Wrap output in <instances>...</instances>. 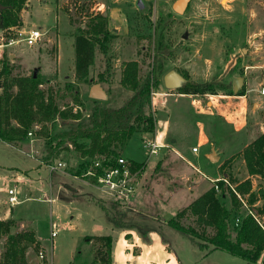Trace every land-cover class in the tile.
<instances>
[{
  "label": "rangeland",
  "instance_id": "374dc122",
  "mask_svg": "<svg viewBox=\"0 0 264 264\" xmlns=\"http://www.w3.org/2000/svg\"><path fill=\"white\" fill-rule=\"evenodd\" d=\"M142 1L144 7L139 9L134 0H28L24 19L30 28L42 29L41 39L33 45L20 42L0 47L13 65L12 73L29 75L36 70L43 89L58 91L61 108L67 102L68 106L75 105L66 90L67 85H72L81 101L82 117L94 104L88 93L93 83H100L107 92L103 104L116 107L126 100L131 92L120 84L123 63L136 59L141 74H146L161 36L166 49L165 68L182 72L193 83L210 82L217 92L182 95L177 89H166L161 77L152 92L172 94L151 93L150 105L170 146L148 157L142 139L152 133L136 132L126 142L120 155L141 163L130 177L134 192L126 201L76 172L82 160L71 145L64 143L55 150L50 163L60 160L64 164L65 172L59 179L67 186L66 197L77 195L76 185L85 182L87 190L93 192V201L103 203L108 215L93 202L48 199L50 175L43 159V135L27 137L23 142V148L33 151L41 164L23 150L7 152L0 148V155L5 156L1 162L8 166L0 168V172L11 174L4 183L0 178L3 196L7 198L8 188L15 185L17 201L27 197L11 207V217L16 222L13 230H33L45 253L46 260L39 261L37 250L29 248L27 264H49L50 260L51 264H98L90 239H85L87 234H110L111 256L116 263L124 254L122 259L129 264H254L225 250L212 249L211 245L199 248L167 220L212 186L210 178L223 176L241 181L248 176L239 156L222 169L220 165L264 130V95L248 97L242 112L239 99L225 96L229 89L233 90L234 77H243L244 89L249 86L253 90L249 96L255 95L258 85L264 83V0H189L180 14L172 9L174 0ZM95 13L107 16L112 37L106 52L95 46L88 80L79 81L74 74V35L86 27L87 15ZM15 29L10 36H16ZM220 84L229 87L219 89ZM158 98L161 102L156 105ZM211 153H216V159L208 156ZM11 163L25 170L11 169ZM250 179L260 197L256 202L259 205L264 196V178ZM80 186V191L85 192V187ZM225 203L229 206L228 197ZM3 205L9 207V202ZM261 221L264 223V215ZM51 224L58 231L52 239ZM3 243L4 239H0V253Z\"/></svg>",
  "mask_w": 264,
  "mask_h": 264
},
{
  "label": "trees",
  "instance_id": "16d2710c",
  "mask_svg": "<svg viewBox=\"0 0 264 264\" xmlns=\"http://www.w3.org/2000/svg\"><path fill=\"white\" fill-rule=\"evenodd\" d=\"M26 1L0 0L4 5L0 10V30L5 38L10 36L13 28L22 25L21 10L26 6ZM87 18L86 27L80 28L74 35V74L79 81L88 80L95 46L106 52L107 42L112 37L107 27V16L95 13L87 15ZM154 47L151 68L146 74H141L140 63L136 59L123 63L120 84L131 92L126 100L113 107L93 99L94 104L86 117H82L79 108L73 110L75 105L81 106V101L72 85H67L66 90L75 105L68 106L67 102L61 108L57 101L58 91L43 89L37 72L35 75L34 72L29 75L13 74V65L3 51L0 56V141L21 146L27 138V132L32 130L33 135H43L46 140L43 159L47 164L53 159L55 150L66 143V146L73 147L82 160L77 173H83L94 159L102 160L103 164L114 165L116 158L121 156L122 147L134 133H152L154 130L155 118L150 105V94L168 71L165 68L166 49L162 36L157 38ZM180 73L186 78V82L176 92L192 95L217 93L212 83H193L188 81L185 74ZM228 87L219 85V89L227 90ZM244 93L243 84L236 92L229 89L226 94ZM64 120L69 122L65 123ZM61 124L65 126H60ZM35 125L38 128H34ZM235 156L243 160L248 176L241 181L226 177L227 182L217 180L218 190L214 185L210 186L176 211L167 220V224L185 234L201 249L211 245L212 249H222L248 262H256L264 250V223L261 221L264 215V196L257 205L260 197L253 188L250 177L264 178V130L241 150L228 157L220 165V169ZM127 160L131 172L141 166L140 162ZM98 171L101 172L100 169ZM226 197L229 198V206L225 203ZM95 203L109 214L103 203L98 200ZM235 217L239 218L237 225H234ZM182 219H191L192 222L185 224ZM15 223L12 217L0 219V239H4L0 264H27L28 249H36L37 252L40 250L33 230H13ZM85 239L91 241L94 261L112 264L110 234L86 235ZM261 264H264V260H261Z\"/></svg>",
  "mask_w": 264,
  "mask_h": 264
},
{
  "label": "built area",
  "instance_id": "2783aa9c",
  "mask_svg": "<svg viewBox=\"0 0 264 264\" xmlns=\"http://www.w3.org/2000/svg\"><path fill=\"white\" fill-rule=\"evenodd\" d=\"M16 36H9L7 38L0 37L1 43L0 46H12L18 44L20 42H24L27 45H33L37 43L42 36V32L39 28H30L27 31H24L20 28L15 29ZM257 91L259 94L264 95V83L258 85ZM155 92H152V94ZM77 108L80 109L77 105L73 107V110ZM34 128H38L37 125ZM27 137L33 138L34 135L32 134V130L27 132ZM142 145L146 150V155L148 157L157 155L162 148L169 147L170 145L166 142L159 141L158 137L155 134L151 136L144 137L142 139ZM193 151L196 150L195 147L192 148ZM100 159H94L91 164L84 170L82 173L84 176H88L90 178H94L96 181V185L100 188L104 189V191L115 195L117 198H120L123 201H126L128 198L132 197L134 192L132 182H130V177L134 175V172H131L128 166V160L123 157L119 156L116 158L114 165H107L103 164ZM49 168H57L62 167L64 164L57 160L48 164ZM100 169L101 172L98 170ZM98 171V172H96ZM77 175H75L76 177ZM222 179L223 181L227 182L225 177H218L216 179H211L214 182V188L218 190L217 180ZM15 186L10 187L7 190L8 195V202L10 205H13L17 202L16 195H15ZM250 211V210H249ZM239 222V218L235 217L234 225H237ZM264 227V226H263ZM57 229L52 224L50 230V237L53 238L57 235ZM37 256L39 261H44L45 253L42 250L37 252ZM46 260V259H45Z\"/></svg>",
  "mask_w": 264,
  "mask_h": 264
},
{
  "label": "crops",
  "instance_id": "0c3cea01",
  "mask_svg": "<svg viewBox=\"0 0 264 264\" xmlns=\"http://www.w3.org/2000/svg\"><path fill=\"white\" fill-rule=\"evenodd\" d=\"M134 1H136V0H134ZM27 2H28V0L26 1V6L24 7V8H27ZM24 8L21 10V19H22V25L20 26V27H16V28H20V29H22V30H24V31H27L28 29H30V27L31 26H28L27 24H26V22H25V19H24V15H23V12H24ZM34 28H39L40 30H41V32H43L42 31V29L40 28V27H34ZM14 29V28H13ZM2 35V31L0 30V36ZM12 46H14V45H12ZM0 47H6V48H8L7 46H0ZM2 52H3V49L0 51V56L2 55ZM256 80L258 81L259 80V77H256ZM246 85H248V81H246ZM258 88V87H257ZM251 91H253L251 88H249V86H247V89H245V93L243 94V95H236V94H229V95H226L225 97L226 98H237V99H239L240 100V103H238V104H240V108H241V112H242V109H243V106L246 104V101H247V98L248 97H256V96H261V94H258V91H257V89H256V91H255V95H251V96H249V93L251 92ZM155 94H158L159 96L160 95H167V94H172V93H170V92H155ZM179 94H182V95H192V94H183V93H179ZM193 96H195V95H193ZM161 102V100L158 98L157 100H156V105H157V103H160ZM153 109L154 108H156V106L154 105L153 107H152ZM155 115V114H154ZM152 134H155L157 137H158V139H159V141H161V142H166V140L168 139V137H166V136H164V134H165V131L163 130V131H161L159 128H158V123H157V119H156V117H155V127H154V130H153V132H152ZM172 136V135H171ZM170 141L172 142V143H174V139H171V137H170ZM24 142V141H23ZM23 142L21 143V146H14V145H12V144H9V143H7V142H4V141H0V148L1 149H3L4 151H10V152H13L12 151V149L13 150H18V151H20L21 152V150H23L25 153H27V154H29L31 157L33 156L34 158H37L35 155H34V153H33V151H31V150H28L27 148H23L24 147V144H23ZM167 143V142H166ZM30 144H32V141H29V146L30 147H32V145H30ZM171 148H172V146H171ZM193 148V147H192ZM5 153V152H4ZM215 155H216V153H214ZM210 155V154H209ZM4 154H2V155H0V168L1 169H5V167H8V166H6V165H4V164H2V160L1 159H4ZM38 159V158H37ZM225 161V160H224ZM38 162H40V164L42 163L39 159H38ZM223 163V162H222ZM47 168H48V170H49V175H50V177H49V181H48V188H49V193H50V196H49V200H51V201H54L57 197L58 198H63V199H65V200H71V198H76V199H79V200H83V201H86V203L87 202H90V203H95L94 201H93V198H92V196H93V192L91 191V190H87V188H88V184L87 183H85V182H83V183H85V184H83V183H81L82 184V186H84L85 187V189H86V191L85 192H82V191H80V188H78V186H80L79 185V183H78V185H76V188H75V190H77L76 192L78 193L77 195H71V197L70 198H67L66 197V195H65V189L67 188V186H65V182L62 180V179H59V177H61L62 176V173L63 172H65L64 171V169H63V167H57V168H53V169H51V168H49V166H48V164H46L45 165ZM11 169H13V168H15L16 169V171L17 170H19L20 172H22V171H24V170H22L21 168H19L15 163H11L10 164V166H9ZM7 169H9V168H7ZM9 175H11V174H7V173H2V172H0V178H2L1 180H2V182L4 183L5 182V180H7L8 178H9ZM12 176H14V177H18V176H16L15 174L14 175H12ZM220 177V176H219ZM216 178H218V177H216ZM22 180H24L23 178H21ZM210 179H213V178H210ZM15 186V185H14ZM12 187V186H11ZM16 187V186H15ZM81 187V186H80ZM10 188V187H9ZM1 189H2V187H0V219H6V218H9V217H11V207L13 206V205H15L16 203H18L19 201H21L22 199H25V198H27V197H25V198H22V199H19L15 204H13V205H10L9 204V207L8 206H6V207H4V205L3 204H5V202H6V200H7V198H8V195H7V198L6 197H4L3 196V194H2V192H1ZM8 201V200H7ZM51 226H52V224H51ZM50 230H51V228H50ZM87 235H100V234H87ZM86 236V235H85ZM51 238V237H50ZM52 239V238H51ZM125 238H123V242H124V244H125ZM90 243V242H89ZM123 252V251H122ZM120 259H117V260H119L117 263L115 262V260H114V258H113V256H112V264H129V263H127L126 261H124L125 259H122V258H124V254H122L121 255V257H119ZM261 260H264V250L262 251V253H261V256H260V258L258 259V261H256V262H253L254 264H261ZM39 263V262H38ZM46 264H48V262H45ZM52 263V261L50 260L49 261V264H51ZM40 264V263H39ZM99 264V263H98Z\"/></svg>",
  "mask_w": 264,
  "mask_h": 264
},
{
  "label": "water",
  "instance_id": "95a60500",
  "mask_svg": "<svg viewBox=\"0 0 264 264\" xmlns=\"http://www.w3.org/2000/svg\"><path fill=\"white\" fill-rule=\"evenodd\" d=\"M189 0H174L172 3V9L176 13H183L184 10L187 7ZM135 4L137 8L142 9L144 7V3L142 0H136ZM4 7L3 4L0 3V10ZM72 18L74 19V13L72 12ZM183 37H186V33L183 34ZM36 73V70H34V75ZM162 82L163 86L166 89H178L181 87L185 82L186 78L177 70L175 69H169L166 71L162 76ZM244 83V79L241 76L234 77L233 79V92H236L239 87H241ZM89 97L92 99L103 101L107 97V92L103 87L100 85V83L96 82L91 84L90 90H89ZM211 159H216V156L214 153H211L208 155ZM189 184V181L187 182Z\"/></svg>",
  "mask_w": 264,
  "mask_h": 264
}]
</instances>
